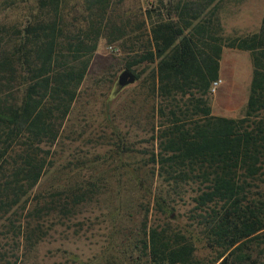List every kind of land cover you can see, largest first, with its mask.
I'll return each instance as SVG.
<instances>
[{
	"label": "trees",
	"instance_id": "obj_1",
	"mask_svg": "<svg viewBox=\"0 0 264 264\" xmlns=\"http://www.w3.org/2000/svg\"><path fill=\"white\" fill-rule=\"evenodd\" d=\"M72 1L0 0V264H22L53 225L101 194L97 171L76 182L71 176L60 182L56 172L41 188L55 169L48 147L101 39L130 54L124 68L134 81L140 64H152L151 130L156 97L164 118L150 136L156 150L109 177L119 210L141 217L142 236L133 244L140 254L130 261L206 264L195 255L193 231L172 226L175 193L218 253L209 264H264V12L257 31L226 40L220 19L226 0H158L144 9L138 0L127 8L124 0H75L70 18ZM224 45L251 55L240 117L211 111ZM157 178L168 190L153 189Z\"/></svg>",
	"mask_w": 264,
	"mask_h": 264
},
{
	"label": "rangeland",
	"instance_id": "obj_2",
	"mask_svg": "<svg viewBox=\"0 0 264 264\" xmlns=\"http://www.w3.org/2000/svg\"><path fill=\"white\" fill-rule=\"evenodd\" d=\"M136 1L124 0L122 7H136ZM138 1L143 9L150 3L158 5V0ZM74 2L68 3V9L75 5ZM72 11L73 8L69 11L70 18H73ZM263 12L264 0H226L220 11L224 38L227 40L257 31ZM123 50L121 44L108 43L105 39L99 41L76 99L62 121L58 137L52 144L46 143L50 144L49 147L44 145L55 153V169L42 179L41 188L47 190L56 172H60V182H65L68 176L76 182L79 177V181L85 180L87 175L97 171L99 176L94 179L97 180L95 184L102 187L101 194L83 204L74 218L53 225L47 237L21 258L22 264H143V257L134 262L129 257L131 253L135 257L140 254L133 244L139 239L138 235L142 236L141 217L131 215L126 208L119 210L120 206L109 192L114 188L110 178L114 173L123 175L137 167L142 162L143 152L156 150L157 144L150 142V136L164 118H160L157 111L160 97H156L154 130H151L153 100L149 94V77L152 64L143 62L138 67L140 79L119 85V75L126 70L124 63L130 55ZM251 77L250 52L224 45L218 80L212 84V113L242 116ZM129 148L133 149L129 150L131 158ZM168 188L158 178L153 183L156 191ZM178 199L177 194H171L170 201L176 207L173 228L192 230L197 258L206 264L215 261L217 251L207 246L202 229L187 218L190 206ZM47 225L46 222L45 227Z\"/></svg>",
	"mask_w": 264,
	"mask_h": 264
},
{
	"label": "water",
	"instance_id": "obj_3",
	"mask_svg": "<svg viewBox=\"0 0 264 264\" xmlns=\"http://www.w3.org/2000/svg\"><path fill=\"white\" fill-rule=\"evenodd\" d=\"M118 80L121 85H126L128 83H132L134 81V77L128 70H124L119 75Z\"/></svg>",
	"mask_w": 264,
	"mask_h": 264
}]
</instances>
